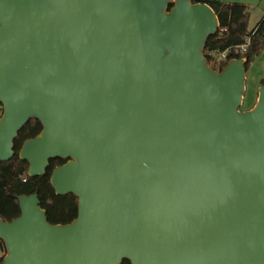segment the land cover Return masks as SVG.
<instances>
[{
    "label": "water",
    "instance_id": "water-1",
    "mask_svg": "<svg viewBox=\"0 0 264 264\" xmlns=\"http://www.w3.org/2000/svg\"><path fill=\"white\" fill-rule=\"evenodd\" d=\"M220 30L194 0H0V163L19 158L78 215L38 194L0 219L1 264H264V85L205 56Z\"/></svg>",
    "mask_w": 264,
    "mask_h": 264
},
{
    "label": "trees",
    "instance_id": "trees-1",
    "mask_svg": "<svg viewBox=\"0 0 264 264\" xmlns=\"http://www.w3.org/2000/svg\"><path fill=\"white\" fill-rule=\"evenodd\" d=\"M198 2V1H195ZM215 11L220 23L219 33L211 37L206 45L205 56L210 66L213 59L229 52L227 60L222 62L218 71H222L232 59H246L247 71L255 59L264 51V18L253 31H249L250 13L242 4H223L221 2L204 1ZM250 38L246 50L236 54L233 50L242 46ZM264 85V79L261 82ZM2 108L0 105V116ZM42 130L38 121H30L20 132L15 141V155L6 163H0V219L11 222L20 216L21 210L18 197L22 195L38 194L41 207L47 213L48 222L52 225H66L77 218L78 199L73 196H58L50 183L53 170L65 164L62 160H52L46 175L38 178L28 177V163L19 158V151L23 143L35 138ZM6 255V248L0 241V264ZM122 264H131L124 261Z\"/></svg>",
    "mask_w": 264,
    "mask_h": 264
},
{
    "label": "rangeland",
    "instance_id": "rangeland-1",
    "mask_svg": "<svg viewBox=\"0 0 264 264\" xmlns=\"http://www.w3.org/2000/svg\"><path fill=\"white\" fill-rule=\"evenodd\" d=\"M198 2H221L223 4H242L245 5L250 13L249 31H253L259 21L264 16V0H194ZM264 79V51L250 65L246 73V92L244 93V102L242 111L248 110L254 106L258 98V90Z\"/></svg>",
    "mask_w": 264,
    "mask_h": 264
},
{
    "label": "built area",
    "instance_id": "built-area-1",
    "mask_svg": "<svg viewBox=\"0 0 264 264\" xmlns=\"http://www.w3.org/2000/svg\"><path fill=\"white\" fill-rule=\"evenodd\" d=\"M263 18H264V16H263ZM249 44H250V38H247L245 40V43L242 46L236 47L233 50V52L236 54H240L246 50V48L249 46ZM228 54H229V52H225L222 55L215 57L213 59V62H212L213 67L212 66L211 67L214 69H218L219 66L221 65V63L225 62L227 60Z\"/></svg>",
    "mask_w": 264,
    "mask_h": 264
}]
</instances>
